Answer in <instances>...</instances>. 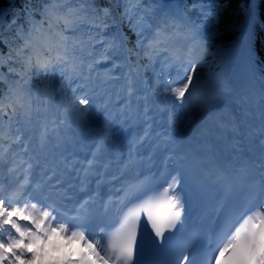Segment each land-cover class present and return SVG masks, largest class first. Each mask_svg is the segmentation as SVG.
<instances>
[{"label":"snow or ice","instance_id":"6c2138e0","mask_svg":"<svg viewBox=\"0 0 264 264\" xmlns=\"http://www.w3.org/2000/svg\"><path fill=\"white\" fill-rule=\"evenodd\" d=\"M108 2L24 0L6 21L8 36L6 13L0 11V45L6 49H0V69L7 67V73L0 71L5 85L0 88V264H189L186 241L174 244L169 238L165 250L155 238L162 244L165 231L183 232L185 197L190 204L198 199L184 155L177 151L183 128L178 129L176 112L185 113L186 122L197 112L202 119L210 114L208 96L196 97L201 82L193 80L216 33L207 25L201 31L175 2L156 0L147 7L143 0ZM223 7L220 0H210L214 17ZM125 23L135 36L131 46L121 27ZM256 61L251 52L250 80L258 83V100L253 89L247 106L220 122L219 136L206 143L198 158L205 175L231 176L235 184L228 187L244 192L221 213L213 230L215 246L209 247L204 264H264V67ZM165 107L164 143L153 147L170 152L173 167L145 173L143 159L151 157L141 147L149 136H160L153 127L157 110ZM92 125L101 128L102 139L81 158L73 130ZM132 125L141 126L143 134L130 141L126 159L109 172L97 153ZM4 172L10 177L7 194ZM160 181L167 183L158 195L123 215L111 235L105 233L104 220L92 213L102 191L105 213H119ZM69 193L84 195L77 199L71 221L58 219L68 214L59 208ZM142 211L155 237L137 258ZM97 229L107 235V246L96 238ZM56 237L82 249L65 251ZM165 251L168 259L161 261L158 254Z\"/></svg>","mask_w":264,"mask_h":264},{"label":"trees","instance_id":"16d2710c","mask_svg":"<svg viewBox=\"0 0 264 264\" xmlns=\"http://www.w3.org/2000/svg\"><path fill=\"white\" fill-rule=\"evenodd\" d=\"M253 0H220V3L224 5L220 9L217 15H214L209 11V7L202 11L193 12L190 8L191 4L187 6V14L192 17H207V12L212 14L211 19L206 24L211 26L215 30V35L212 36L210 46L207 49V55L205 60L209 61L211 58L220 57L224 51H231L238 46V43L243 36V33L248 29L250 21V6ZM24 0H0V11L6 13L4 35H11L9 32V25L6 23L13 14H16V10L20 9ZM103 6H109L106 0H100ZM201 3H199L200 5ZM255 11L257 19L254 20L251 30V52H254L257 56V64L264 67V0H254ZM192 11V12H191ZM191 12V13H190ZM202 12H206L205 15ZM209 18V17H208ZM215 19V23L213 20ZM130 37V46L135 42V36L133 33L124 28L123 29ZM0 49H3V45H0ZM6 51V49H3ZM258 75L260 73H257ZM198 79L204 80L208 76V68L205 64L198 67L196 75ZM223 80L222 70L216 76V82L218 85ZM0 88H5V85L0 84Z\"/></svg>","mask_w":264,"mask_h":264},{"label":"rangeland","instance_id":"374dc122","mask_svg":"<svg viewBox=\"0 0 264 264\" xmlns=\"http://www.w3.org/2000/svg\"><path fill=\"white\" fill-rule=\"evenodd\" d=\"M155 1L156 0H143V3H145L147 6H149L150 3L155 4ZM179 1L182 4L189 2L191 4L190 8L192 9L193 12H195L197 10L200 12V11L208 8L209 3H210V0H179ZM199 3H201V4L199 5ZM202 13H204V15H205L206 12H202ZM253 14H254V17L256 18L257 17L256 13L254 12ZM206 15H207V17H204V18H201V17L196 18L194 15L192 16V18L194 19V22L201 26L200 30H202V31H205V26L212 17V14L210 12H207ZM122 25H124V27L129 30L126 23L122 24ZM229 55H231V54L228 53V55H227L226 52H223V53H221L219 59H216L213 57L209 61H206V66L208 68V76L203 81H200L201 82L200 86H199L200 91L198 93L203 94V95H205V93H206L208 96V100H210V101H212L213 97L218 98V95H221L223 97L227 95V93L225 91L226 85H227L226 80L230 78V75H231L230 71L233 67L232 65H230V66L228 65L230 63V61H229V63H226V61L228 60L227 56H229ZM222 67H223L222 76H223L224 81H222V84L217 85L214 78L217 76V74L219 72H221ZM193 83L196 84L197 81L193 80ZM190 90H191V88L189 89V91ZM169 100H174V98L169 97ZM165 103L167 104V102H165ZM175 103L179 104L180 102L175 101ZM214 104H216L215 101H214ZM197 114L198 115H196L197 117L195 116L196 117L195 119H192L191 121L186 122L182 119V117L186 114L181 112V111L176 112V116L181 118L178 120V123L182 125L183 131L188 129V127L193 125V123L194 124L196 123V120L199 117L198 112H197ZM54 241L56 243H58L59 245H61L65 249V251L71 250V251H77L78 252L79 250L82 249L81 245L79 243H75V242L69 243L67 240H64V239L59 238V237L54 238ZM75 257L77 258L78 256H75ZM37 264H49V262L48 261H44V262L38 261Z\"/></svg>","mask_w":264,"mask_h":264},{"label":"bare ground","instance_id":"6f19581e","mask_svg":"<svg viewBox=\"0 0 264 264\" xmlns=\"http://www.w3.org/2000/svg\"><path fill=\"white\" fill-rule=\"evenodd\" d=\"M144 5L147 7V5L145 3H144ZM253 13H254V9L252 7L251 14H253ZM245 43H247V41L245 42L244 40H242L240 42L239 47L234 52V54L237 57V61H236V63L234 64V66L232 67V69L230 71V74L231 75H230V80L228 82L229 87L227 88L229 90L226 91V93L228 95H231L230 99L227 101V103L230 101V105L229 104L226 105V106H228V108H230L229 106H231V103H233V102H234V104H236L235 105L236 109H241L242 106H243V103H242L243 100L240 101V99H241V97H243V93L241 92L242 91L241 88L244 87L245 83L241 80V74H242L241 64L243 62L242 60L244 59L243 56L245 54L244 45H245V47L247 46V44H245ZM227 58H230V56H227ZM231 88H234L235 91L234 92L233 91L231 92ZM199 91H200V87L197 89V93ZM190 92H191V90H190ZM187 96H188V93L185 94L186 99H187ZM215 99H217V98L216 97H213L212 101L209 100V104L207 106V110L210 111V114L207 115L203 119H209V118L217 115L218 112H220L218 110L221 109V108H223L225 106L224 104H220V103L218 105L214 104V101H216ZM225 109H226V107H225ZM221 115H223V113H221ZM220 118H222V117H220ZM195 124H197V123H195ZM189 132H191L192 134H194L193 136H199V135H201L200 132L196 131V125H194V124L191 125V126H189L188 129H186V131H184L182 134H187ZM96 134H100L102 136L101 128L100 129H99V127H93L92 128V130L90 132V136H93V135H96ZM204 136H205L204 137V143H205V145H206V143L208 141H215L214 140V137H213L214 134H205ZM205 145H201L200 147L204 150ZM107 149L109 151H111V155L112 156H116L117 153H118L117 148H114L112 145H108ZM106 158H107L106 156L103 157V160H104L105 163L108 164V161L106 160ZM109 164H111V162H109ZM22 223H26V222L22 221ZM78 258L79 257H77V258H75L74 256L71 257V259H78Z\"/></svg>","mask_w":264,"mask_h":264}]
</instances>
